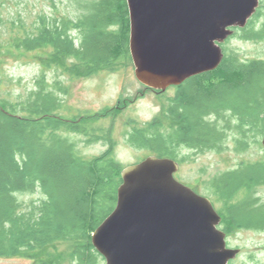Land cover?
Wrapping results in <instances>:
<instances>
[{
	"label": "trees",
	"instance_id": "trees-1",
	"mask_svg": "<svg viewBox=\"0 0 264 264\" xmlns=\"http://www.w3.org/2000/svg\"><path fill=\"white\" fill-rule=\"evenodd\" d=\"M261 1L246 27L233 28L234 35L221 44L224 59L216 70L170 87L173 94L161 98V115L153 120L131 121L132 130L125 135L128 145L182 165L192 162L190 152L222 154L230 149L229 142L238 154L252 146L264 150V58L243 59L227 46L233 39L264 41ZM75 2L80 12L76 16L43 14L31 26L21 20L6 25L0 17V60L48 50L44 68L63 66L71 80L118 71L121 61L134 67L127 0ZM5 27L13 33L7 42ZM143 87L147 93L155 92ZM68 91L63 81L49 83L43 71L26 95L12 99L0 95L1 259L106 264L92 237L116 209L122 172L130 165L117 159L113 124L104 127L99 122L113 117L115 123V116L132 102L121 96L114 107L68 120L57 115L60 97ZM159 92L161 97L168 93ZM98 143L106 146L100 155L82 153L81 145ZM261 186L264 160H244L207 185L208 197L220 206L216 210L227 236L250 227L264 228V202L254 199ZM30 193L39 197L25 201L23 196ZM242 193L245 199L238 200ZM61 245L67 249L59 250Z\"/></svg>",
	"mask_w": 264,
	"mask_h": 264
},
{
	"label": "water",
	"instance_id": "water-1",
	"mask_svg": "<svg viewBox=\"0 0 264 264\" xmlns=\"http://www.w3.org/2000/svg\"><path fill=\"white\" fill-rule=\"evenodd\" d=\"M260 2L127 0L136 78L164 92L216 70L221 44L246 27ZM179 170L158 156L123 170L117 207L92 237L106 264H230L241 253L228 246L211 199L178 181Z\"/></svg>",
	"mask_w": 264,
	"mask_h": 264
},
{
	"label": "rangeland",
	"instance_id": "rangeland-1",
	"mask_svg": "<svg viewBox=\"0 0 264 264\" xmlns=\"http://www.w3.org/2000/svg\"><path fill=\"white\" fill-rule=\"evenodd\" d=\"M262 2V1H261ZM75 0H0V17L5 24L11 23L9 20H21L24 25L31 26L39 16H76L80 12L76 10ZM264 4V3H263ZM264 6V5H263ZM10 28V27H8ZM8 28H3L4 41H9L12 32ZM227 46L237 52L243 59L264 58V41H243L240 39L231 40ZM48 50H39L24 55H6L0 60V95L1 97L16 98L26 95L29 90L35 87V80L43 71L47 72V80L54 84L57 81L69 88L68 95L60 97L62 107L57 112L58 116L68 120H73L79 115L90 112L95 114L104 107H114L117 105L121 96L126 99L131 98V105L115 116L99 122L100 126H114V139L117 143V159L126 165H134L142 162L150 156H154L147 149H134L125 141L126 131L132 130L131 121L137 120L144 124L161 115L163 102L161 98L172 95L173 90L159 96L154 92L146 95L143 85L135 75V67L128 61H121L118 65L119 70L114 72L102 71L98 76L91 79H74L64 73V67H57L56 70L45 69L44 66L49 56ZM61 72V73H58ZM65 74V75H64ZM12 80V82H8ZM85 122L93 124L94 120L84 119ZM82 141V137H79ZM229 142V150L218 154L207 151L202 154L192 155V162L182 166L179 173L175 174L178 181L196 190L199 194L209 198L211 195L207 185L211 180L221 173L233 170L242 161L264 160V150L252 146L244 154H238ZM82 144H84L82 142ZM106 146L103 143L91 146L81 145V151L88 157L98 156ZM181 172V173H180ZM246 195L242 193L239 199H244ZM256 196L264 202V187L256 190ZM39 197V194H26L23 196L25 201H31ZM210 196L215 208L219 210V205ZM222 229V228H220ZM230 248L241 249V253L232 261L233 264H264V233L244 231L227 236ZM67 245L59 246V250L65 251ZM0 264H36L33 261L13 258L1 259Z\"/></svg>",
	"mask_w": 264,
	"mask_h": 264
},
{
	"label": "flooded vegetation",
	"instance_id": "flooded-vegetation-1",
	"mask_svg": "<svg viewBox=\"0 0 264 264\" xmlns=\"http://www.w3.org/2000/svg\"><path fill=\"white\" fill-rule=\"evenodd\" d=\"M166 91H168V90H166ZM165 91V92H166ZM154 93H156L157 95H160V93L161 92H159V91H155ZM147 94V92H146V90H145V93H143V95H146ZM195 154V153H194ZM182 164H180V170H181V168H182ZM179 170V171H180ZM179 173V172H178ZM181 173V172H180ZM261 187H264V186H261ZM261 187H259V188H261ZM258 188V189H259ZM194 190V189H193ZM194 191H196V190H194ZM197 192V191H196ZM198 193V192H197ZM199 194V193H198ZM201 195V194H200ZM203 196V195H202ZM209 199H210V197H209ZM245 199V198H244ZM254 199H260L261 200V198H258V197H254ZM212 201V200H211ZM213 203V202H212ZM222 224V223H221ZM219 228H222L223 229V226L222 225H220V227ZM244 231H252V232H256V233H264V228H259V229H256V228H248V229H244V230H242L241 232H244Z\"/></svg>",
	"mask_w": 264,
	"mask_h": 264
}]
</instances>
